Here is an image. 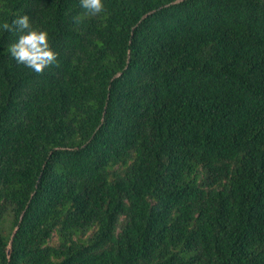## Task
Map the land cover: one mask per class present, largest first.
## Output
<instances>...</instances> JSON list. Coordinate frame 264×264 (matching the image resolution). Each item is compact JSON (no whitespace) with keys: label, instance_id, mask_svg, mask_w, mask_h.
I'll use <instances>...</instances> for the list:
<instances>
[{"label":"trees","instance_id":"1","mask_svg":"<svg viewBox=\"0 0 264 264\" xmlns=\"http://www.w3.org/2000/svg\"><path fill=\"white\" fill-rule=\"evenodd\" d=\"M103 4L0 0V264H264V0Z\"/></svg>","mask_w":264,"mask_h":264},{"label":"clouds","instance_id":"2","mask_svg":"<svg viewBox=\"0 0 264 264\" xmlns=\"http://www.w3.org/2000/svg\"><path fill=\"white\" fill-rule=\"evenodd\" d=\"M80 6L86 14L97 15L104 11L103 0H80ZM77 24L79 16L73 18ZM5 32L18 33L16 41L8 47V52L18 65H24L35 74H43L44 70L57 64V53L51 48L46 30L32 27L28 14L18 15L0 25Z\"/></svg>","mask_w":264,"mask_h":264},{"label":"water","instance_id":"3","mask_svg":"<svg viewBox=\"0 0 264 264\" xmlns=\"http://www.w3.org/2000/svg\"><path fill=\"white\" fill-rule=\"evenodd\" d=\"M13 233H14V231H13ZM10 244H11V239L9 240L8 251L10 250Z\"/></svg>","mask_w":264,"mask_h":264}]
</instances>
